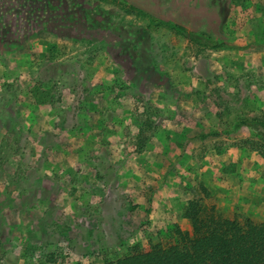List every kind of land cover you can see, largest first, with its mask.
I'll list each match as a JSON object with an SVG mask.
<instances>
[{"label":"rangeland","instance_id":"obj_1","mask_svg":"<svg viewBox=\"0 0 264 264\" xmlns=\"http://www.w3.org/2000/svg\"><path fill=\"white\" fill-rule=\"evenodd\" d=\"M244 47L199 49L110 0H0V264H102L264 222V0H125Z\"/></svg>","mask_w":264,"mask_h":264},{"label":"trees","instance_id":"obj_2","mask_svg":"<svg viewBox=\"0 0 264 264\" xmlns=\"http://www.w3.org/2000/svg\"><path fill=\"white\" fill-rule=\"evenodd\" d=\"M110 1L123 5L127 13L138 11L150 24L167 28L199 49L245 50L250 46H235L168 21L154 20L125 0ZM243 127L264 133V120L245 119L233 125L234 130ZM183 218L189 221L191 231L174 227L172 243H156L149 250L136 244L124 256L102 264H264V222L231 220L222 216L215 205L201 200L190 201L183 209Z\"/></svg>","mask_w":264,"mask_h":264}]
</instances>
